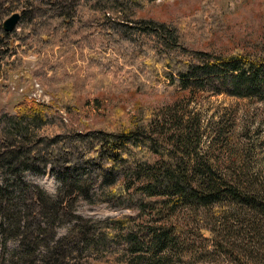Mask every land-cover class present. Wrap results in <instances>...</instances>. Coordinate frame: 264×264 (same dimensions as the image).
<instances>
[{"label": "trees", "instance_id": "1", "mask_svg": "<svg viewBox=\"0 0 264 264\" xmlns=\"http://www.w3.org/2000/svg\"><path fill=\"white\" fill-rule=\"evenodd\" d=\"M142 3L0 0V77L39 44L98 40L143 74L133 71L139 87L163 81L169 92L160 106H138L109 127L57 126V109L26 97L0 111V264H82L90 255L107 264H189L204 251L221 264H264L258 147L248 130L236 135L231 117L206 130L196 106L207 90L263 103L264 53L189 46L175 23L138 14ZM15 12L8 33L3 21ZM48 173L54 195L25 178ZM102 204L117 214L81 213ZM190 220L210 231L207 246L187 241L202 239L198 228L190 234ZM12 241L17 250L8 252Z\"/></svg>", "mask_w": 264, "mask_h": 264}, {"label": "rangeland", "instance_id": "2", "mask_svg": "<svg viewBox=\"0 0 264 264\" xmlns=\"http://www.w3.org/2000/svg\"><path fill=\"white\" fill-rule=\"evenodd\" d=\"M142 4L138 14L175 23L189 46L226 54L239 48L250 54L264 53V0H143ZM18 56L10 59L14 60L11 69L0 77V111L13 112L21 98H31L57 109V126L84 129L109 127L127 119L138 106H160L169 98L163 81L139 87L137 76L133 78L136 69L123 64L111 48L102 49L98 40L39 44ZM136 72L140 80L145 79L139 70ZM198 95L196 106L203 127L211 130L217 120L231 117L236 135L248 130L243 134L258 147L257 168L264 174V102L235 98L225 92L211 94L209 90L198 91ZM25 178L49 195L56 192L58 184L49 173L41 177L26 174ZM81 213L105 218L117 211L102 204ZM193 220L188 221V227H193L188 230L194 235L198 228L202 239L190 236L187 241L191 246H207L210 231L200 228L199 222L193 224ZM65 229L66 225L60 227L59 233ZM17 247L16 241L9 242L6 251ZM204 252L199 261L189 264H221L216 253ZM81 262L107 264L92 255Z\"/></svg>", "mask_w": 264, "mask_h": 264}, {"label": "water", "instance_id": "3", "mask_svg": "<svg viewBox=\"0 0 264 264\" xmlns=\"http://www.w3.org/2000/svg\"><path fill=\"white\" fill-rule=\"evenodd\" d=\"M20 19V14L18 12L12 13L3 21V30L10 33L12 32Z\"/></svg>", "mask_w": 264, "mask_h": 264}]
</instances>
